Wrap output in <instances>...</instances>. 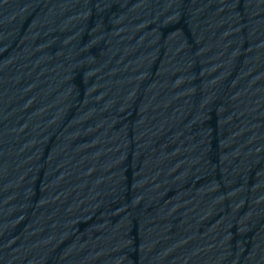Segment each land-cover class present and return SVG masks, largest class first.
I'll list each match as a JSON object with an SVG mask.
<instances>
[{"label": "water", "instance_id": "obj_1", "mask_svg": "<svg viewBox=\"0 0 264 264\" xmlns=\"http://www.w3.org/2000/svg\"><path fill=\"white\" fill-rule=\"evenodd\" d=\"M0 264H264V0H0Z\"/></svg>", "mask_w": 264, "mask_h": 264}]
</instances>
